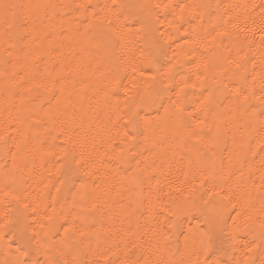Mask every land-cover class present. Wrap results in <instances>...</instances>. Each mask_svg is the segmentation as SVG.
Segmentation results:
<instances>
[{
  "label": "bare ground",
  "instance_id": "1",
  "mask_svg": "<svg viewBox=\"0 0 264 264\" xmlns=\"http://www.w3.org/2000/svg\"><path fill=\"white\" fill-rule=\"evenodd\" d=\"M80 2L84 0H0V17L4 15L6 4L25 6L11 10L19 19L17 28L13 30L14 35L9 41L10 45L17 49L23 47L27 53L38 50L39 53L44 54V60L49 64L57 58V52L51 51L56 48L63 54L60 59L75 70L74 75L69 74L70 79L66 81L64 92V97L70 96L71 101L61 100V105H67V110L54 107L58 118L52 135H59L57 140H53L48 132V128L51 127L50 121L41 128L30 127L37 119L42 123L48 120L45 112L40 110L41 106L47 109L46 100L34 98L31 103L25 101L22 104L19 97H13L5 90L4 78L0 75V136L7 138V143L0 140V215L5 205L19 194L20 203L16 204L13 201L12 204L13 215L15 217V209H20L21 224L34 225V228L29 229V234H32L33 231L40 230L39 220L42 216L34 217L31 212L24 213L23 203L34 202V206H38L43 213V204L55 201L57 210L63 208L67 211L71 206L73 194L82 183L87 182L91 189L100 185L101 180H107L108 183L100 187H110L112 190L99 202L94 214H90L89 222H95L98 227L105 225L111 228L107 242L114 246L116 264H121L126 257L134 261L139 260L140 264H145V261L148 264H157L161 260L194 261L196 256L193 255L195 249L192 238L198 236L197 229L202 227V217L200 211L193 210L192 205L201 207L199 196L205 188H212L213 191H220L221 187L225 190H238L245 184L251 186L253 181L258 182L261 172L264 171L262 166L264 153L260 151L264 147V131L260 129L258 122L250 127L249 118L243 112H237L234 105L221 96L217 102L219 105L217 111L229 113V121L220 140L208 155L215 160L217 173L223 158L224 173L222 176L217 174L215 180L205 182V177L211 169L195 161L189 168L187 159L184 158L187 150L184 149L183 144L174 139L179 133L178 121L169 120L164 108L159 107L163 103L167 108L168 97L172 96L174 99V94L165 93L162 99H156L155 104H152L150 96L155 98V94L145 90L147 85L144 78L139 76L141 62L145 60L148 52L146 51L145 56L141 57L137 49L147 48L148 42L152 40V32L149 28L141 29L137 23L142 13L147 22L148 13L135 5L152 3L154 0H118V3L129 6L123 9L124 15L119 21L123 26L118 34L121 37L120 44L105 51L92 46L95 41H90L85 35L86 25L80 27L75 22L77 14H70L69 9L61 7L63 4ZM91 2L96 5L95 10L101 14L100 21H104V17L108 14L103 11V6L110 5L111 0H91ZM195 2L211 5L213 23L218 17L227 18L225 15L227 13L239 15L250 25L255 20L258 27L259 20L264 17V0H195ZM45 5L51 7H44ZM57 11L64 19L56 16ZM78 18L83 19V17ZM21 22H26L29 26L19 27ZM78 27L79 31H77ZM205 27L207 28L208 25ZM65 32L67 35L64 34ZM21 35L25 39L20 40ZM4 40V26L0 24V66L5 56L4 48L9 46ZM165 41L170 42L167 41V36ZM176 51L178 45L173 44L167 58L161 59L166 62ZM228 54L254 58L259 67L260 61L264 59V48L260 46L259 33H256L255 38L249 34L248 43L229 44ZM13 55H16L15 51ZM187 59L181 55L177 61L179 73L176 76L177 81L185 79L187 74L195 71L194 66L185 63ZM133 66L136 68L135 73ZM189 93L188 99L195 105L199 89H189ZM195 106L199 107V105ZM157 109L160 112L159 117L156 115ZM137 113L142 120L151 118L155 123L149 139L146 141L140 136L133 142L130 151L137 156L143 152L144 156L140 158L147 157L149 162H154V165L147 169L145 183L143 185L136 183L133 190L132 182L122 179L124 173L121 169L127 165H118L115 159L108 157L118 154L119 148L113 151L114 144L118 145L123 133L129 130L115 125L117 123L123 125ZM191 113L192 108L189 107L186 115ZM118 115L123 119L117 121ZM208 119H212L211 115ZM65 129L67 131H64ZM132 130L135 131L134 125ZM61 132L64 134L61 135ZM42 143L45 145L67 143L69 148L75 145L78 150L83 144L88 154L97 160L105 153L107 155H104L102 164L96 165L98 174L88 176L87 169L82 171L79 176L73 177L75 188H72L71 184H61V180L65 177L57 171L60 167L58 155L63 154V148L52 149L47 146L41 148ZM15 153L20 155L15 157L14 164ZM21 157L28 159V166L23 171L18 170L16 166L20 163ZM133 167H135L134 163ZM96 169L93 171L96 172ZM229 170L233 173L230 177ZM148 175L154 178L149 181ZM6 184L9 187H5ZM149 187L152 188L151 193L148 191ZM58 188L62 191L58 192ZM176 189H180V192ZM49 192L50 196H48ZM185 197L190 198L187 204H184ZM161 209L166 215L169 212L174 215L170 219H165L164 215L156 214ZM25 216H27L26 220ZM169 224L173 225L170 231ZM177 224L179 227L175 226ZM130 227L132 231L128 232ZM2 237L3 233L0 232V259H4L7 245H11L13 250L16 247L12 244L11 237ZM116 244L119 247H115ZM92 246L95 247V244ZM198 247L197 244L196 248ZM200 259L203 260V256Z\"/></svg>",
  "mask_w": 264,
  "mask_h": 264
},
{
  "label": "snow or ice",
  "instance_id": "2",
  "mask_svg": "<svg viewBox=\"0 0 264 264\" xmlns=\"http://www.w3.org/2000/svg\"><path fill=\"white\" fill-rule=\"evenodd\" d=\"M23 7L25 6L4 5V15L0 17V24L4 26V43L9 46L4 48L5 56L0 66V75L4 78L5 90L13 97H19L22 104L25 101L31 103L34 98L46 100L47 109L41 106L40 110L45 112L48 120L42 123L40 119H37L36 123L30 127L41 128L50 121L51 127L48 128V132L52 135L58 118L54 107L67 110V105L62 106L61 100L71 101L70 96L64 97V92L66 81L70 79L69 74L74 75L75 70L60 59L63 54L56 48L51 51L57 52V58L49 64L45 62L44 54L39 53L38 50L27 53L23 47L17 49L9 44L19 19L18 15L11 10ZM44 7H51V5ZM61 7L69 9L70 14H77L75 22L78 26L86 25L85 35L90 41H95L92 45L94 48L105 51L119 46L121 37L118 34L123 27L119 21L124 15L123 9L129 7L128 5L118 3V0H111L110 5L105 4L103 11L108 14L104 17L106 23L100 21L101 14L95 10L96 5L91 0L63 4ZM135 7L147 11V22L142 13L137 23L141 29L149 28L152 32V40L148 42L147 48L137 49L141 57L145 56L146 51L148 52L145 60L141 62L139 76L144 78L147 85L145 90L155 94V98L150 96L151 103L155 104L156 99H162L165 93L174 94V99L172 96L168 97L167 108L163 103L159 105L160 108H164L169 120L178 121L179 133L174 139L183 144L184 149L187 150L184 158L187 159L189 168L194 161L203 164L211 169L205 177V182L215 180L217 174L222 176L224 173L223 158L217 173L216 162L208 154L220 140L229 121V113L217 111L219 107L217 102L220 97L223 96L234 105L237 112H243L249 118L250 127L258 122L260 129L264 131V59L257 67L254 58L228 54L229 44L248 43L249 34L255 38L257 32L260 46L264 48V17L259 20L258 27L255 20L250 25L239 15L227 13L225 14L227 18L218 17L213 23L211 5L197 3L195 0L192 2L154 0L152 3L139 4ZM56 16L64 19L59 11L56 12ZM205 25L208 27L206 28ZM28 26L26 22H21L19 25L22 28ZM64 34L67 35L66 32ZM165 36L170 42L165 41ZM23 39L25 37L21 35L20 40ZM173 44L178 45V51L173 52V56L166 62L163 61L161 58H167ZM181 55L188 58L185 63L194 66L195 71L187 74L185 79L177 81L176 76L179 75L177 61ZM133 72H136L135 66H133ZM197 88L198 95L196 93L191 95H197L195 105H199L198 108L188 99L189 89ZM189 107L192 108V113L186 115ZM156 115L160 116L159 109ZM209 115L212 117L211 120L208 119ZM122 119V116H117V121ZM154 123L155 121L151 118L142 120L137 113L123 125L118 123L115 125L129 130L123 133L118 145L114 144L113 151L119 148L118 154L108 158L115 159L118 165H127L121 169L124 173L122 179L132 182L133 190L136 183L141 185L145 183L147 169L152 168L154 162H149L147 157L141 159L140 157L144 156L143 152L137 156L130 149L133 142L140 136H143L146 141L149 139ZM133 125L135 131L132 130ZM63 134L64 132H61V135ZM52 139H59V135H52ZM0 140L7 143L5 136H0ZM45 146L52 149L63 148V154L58 155L60 167L57 171L65 177L61 180V184H71L72 188H75L73 177L79 176L82 171L87 169L88 176L98 174L96 165L102 164L104 155H107L105 153L97 160L88 154L83 144L80 145L79 150L75 145L69 148L67 143L41 144V148ZM260 151L264 153V147ZM19 155V153L13 155L14 164L15 157ZM69 156H71L70 160ZM206 161L210 163H205ZM16 166L18 170L23 171L28 166V159L21 157L20 163ZM262 166H264V157H262ZM93 169H96V172ZM232 174L229 170L228 176ZM153 178L151 175L147 176L149 181ZM106 183H108L107 180L100 181V185ZM100 185L90 189L87 182L82 183L73 194L71 206L67 211L63 208L57 210L55 201L45 202L43 213L38 206H34V202L23 203L24 213L31 212L34 217L42 216L39 220L40 230L33 231L32 234H29V229L34 228L33 224H21L19 219L21 210L15 209V217L13 215V201L16 204L20 203L19 194L14 196L13 201L5 205L0 215V232L3 233L2 238L11 237L12 244L16 247L13 250L11 245L6 246L7 250L4 253V259H0V264H116L114 246L107 242L111 228L105 225L98 227L95 222H89L90 214H94L99 202L112 190L110 187L101 188ZM5 187L9 185L6 184ZM57 191L60 192L62 189L58 188ZM148 191L151 193L152 188L149 187ZM176 191L180 192V189ZM50 195L49 192L48 196ZM199 200L200 208H197L195 204L192 205L193 210L200 211L202 217V227L197 229L198 236L192 238L195 249L193 255L196 259L167 262L161 260L157 264H264V171L261 172L258 182L253 181L251 186L245 184L238 190H225L221 187L220 191H213L212 188H205ZM189 202L190 198L185 197L184 204ZM89 205H91L90 208ZM156 214L164 215L165 219H170L174 215L171 212L166 215L163 209ZM24 219L26 220L27 216ZM175 226L179 227V224ZM172 227L173 225L169 224L168 230L170 231ZM127 231L131 232V227ZM93 244L95 247L92 246ZM115 247L119 245L116 244ZM201 256L203 260L200 259ZM121 264H140V261L126 257ZM145 264L148 262L145 261Z\"/></svg>",
  "mask_w": 264,
  "mask_h": 264
}]
</instances>
